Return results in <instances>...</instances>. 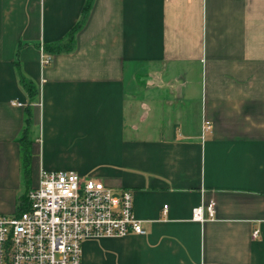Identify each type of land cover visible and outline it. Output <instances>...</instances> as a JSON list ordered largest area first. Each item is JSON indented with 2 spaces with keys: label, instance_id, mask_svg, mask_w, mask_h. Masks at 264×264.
<instances>
[{
  "label": "crops",
  "instance_id": "1",
  "mask_svg": "<svg viewBox=\"0 0 264 264\" xmlns=\"http://www.w3.org/2000/svg\"><path fill=\"white\" fill-rule=\"evenodd\" d=\"M84 3L0 0V214L41 169L71 170L132 191L146 231L86 242L82 264H264V0H94L43 67Z\"/></svg>",
  "mask_w": 264,
  "mask_h": 264
},
{
  "label": "built area",
  "instance_id": "2",
  "mask_svg": "<svg viewBox=\"0 0 264 264\" xmlns=\"http://www.w3.org/2000/svg\"><path fill=\"white\" fill-rule=\"evenodd\" d=\"M40 52L42 66L50 65L52 55L43 47ZM210 129L205 121L203 133ZM28 203L19 214H0V264H82L88 241L146 234L132 191L115 190L75 171L41 169ZM213 206L207 208L210 217ZM193 218L203 221L204 208L194 209Z\"/></svg>",
  "mask_w": 264,
  "mask_h": 264
},
{
  "label": "trees",
  "instance_id": "3",
  "mask_svg": "<svg viewBox=\"0 0 264 264\" xmlns=\"http://www.w3.org/2000/svg\"><path fill=\"white\" fill-rule=\"evenodd\" d=\"M93 3H94V0H85V3L82 8L81 19L62 39H60L59 41L53 42V43H48V44L43 45L44 50L47 53H50L51 55H56V54H61V53H68L74 50L76 36L78 32H80V30H82V28L85 26L90 16ZM18 72H19L20 84L28 94L29 104H32L38 99V96H39L38 86L33 80H31L30 78H28L26 75L22 73L20 66H19ZM29 104L27 105V108H26V112H27L26 128L22 136L19 139L23 171H24V180L28 187L31 183V160H32V154H31V149H30L31 140L28 137V131H29L28 129H29V125L31 122L30 121L31 113H30ZM28 206H29L28 194H26L19 202L17 213L19 214L27 210Z\"/></svg>",
  "mask_w": 264,
  "mask_h": 264
},
{
  "label": "rangeland",
  "instance_id": "4",
  "mask_svg": "<svg viewBox=\"0 0 264 264\" xmlns=\"http://www.w3.org/2000/svg\"><path fill=\"white\" fill-rule=\"evenodd\" d=\"M24 189L26 187V183H25V180H24V185H23ZM27 188V187H26ZM28 189V188H27ZM6 215H11V214H6Z\"/></svg>",
  "mask_w": 264,
  "mask_h": 264
}]
</instances>
